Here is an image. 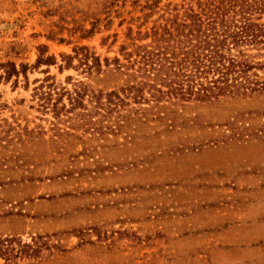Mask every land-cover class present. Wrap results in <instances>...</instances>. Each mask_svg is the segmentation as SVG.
I'll return each instance as SVG.
<instances>
[{
    "label": "rangeland",
    "instance_id": "1",
    "mask_svg": "<svg viewBox=\"0 0 264 264\" xmlns=\"http://www.w3.org/2000/svg\"><path fill=\"white\" fill-rule=\"evenodd\" d=\"M183 2L0 0V63L34 64L42 44L56 62L0 80V264H264V94L117 134L84 132L32 96L46 75L114 86L63 56H121L128 27Z\"/></svg>",
    "mask_w": 264,
    "mask_h": 264
},
{
    "label": "trees",
    "instance_id": "2",
    "mask_svg": "<svg viewBox=\"0 0 264 264\" xmlns=\"http://www.w3.org/2000/svg\"><path fill=\"white\" fill-rule=\"evenodd\" d=\"M152 22L144 30L143 23L138 25L135 35L128 27L129 42L120 45L121 56L104 57L103 63L86 46H73L74 55L63 56L67 67L79 58L89 75L113 77L116 84L95 88L68 77L67 87L46 75L33 88L39 111L59 120L73 117L86 126L84 132L117 134L152 122L166 124L172 120L167 117L182 116L194 103L264 94V0H187ZM38 50L34 64L18 68L13 61L1 62L0 80L20 74L27 78L30 68L56 63L46 55V45ZM81 50L85 53L78 57ZM93 117H112L113 125L91 126ZM7 244L0 239V256Z\"/></svg>",
    "mask_w": 264,
    "mask_h": 264
}]
</instances>
